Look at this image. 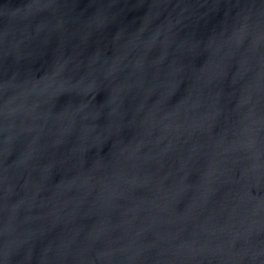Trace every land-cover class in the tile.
<instances>
[{
	"label": "water",
	"instance_id": "obj_1",
	"mask_svg": "<svg viewBox=\"0 0 264 264\" xmlns=\"http://www.w3.org/2000/svg\"><path fill=\"white\" fill-rule=\"evenodd\" d=\"M0 264H264V0H0Z\"/></svg>",
	"mask_w": 264,
	"mask_h": 264
}]
</instances>
